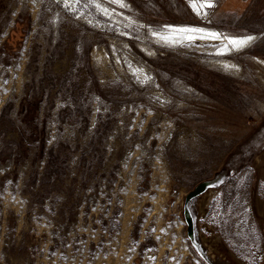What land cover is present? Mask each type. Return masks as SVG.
Listing matches in <instances>:
<instances>
[{"label": "rangeland", "instance_id": "374dc122", "mask_svg": "<svg viewBox=\"0 0 264 264\" xmlns=\"http://www.w3.org/2000/svg\"><path fill=\"white\" fill-rule=\"evenodd\" d=\"M59 39L72 96L42 70ZM99 239L132 264H264V0H0V264H96Z\"/></svg>", "mask_w": 264, "mask_h": 264}, {"label": "trees", "instance_id": "16d2710c", "mask_svg": "<svg viewBox=\"0 0 264 264\" xmlns=\"http://www.w3.org/2000/svg\"><path fill=\"white\" fill-rule=\"evenodd\" d=\"M60 40L61 39H59L57 43L52 44L50 48L49 47L46 48V53L44 55V60L42 63V70L45 76L47 75L50 76L49 77L50 82L48 84L50 87H56L58 90L65 89V91L68 92V95L72 96L71 92H73L79 86V83H78L79 77L77 75L79 71L77 70V68L71 67L65 73V75L60 77V80L58 83L55 82L56 75L48 74V67L50 68L54 58L56 57L55 55L58 54L55 52L61 49L60 44H59L61 42ZM83 67L87 73L91 74V71H90L91 69L87 63H85V66ZM202 72L206 75L208 74L207 75L209 77L208 82L204 81L203 77H205V75H202L203 74ZM90 77L92 79L93 75L91 74ZM221 77L222 76L218 73H212L208 71L206 72L198 71V70H195L192 66V81L197 83V87L206 94H211V95H216V96L220 94V97L222 98L223 102L227 104V109H228L227 113H229V115L231 114L236 115L238 118L242 119L243 112L240 111L239 109L241 105L237 106L230 98L224 95L223 91L228 88V85L226 84V82H224L225 79L222 80ZM94 84L96 86V89L98 90L99 87L95 79H94ZM233 90L237 91L238 87L234 88ZM83 95L87 96V93ZM73 102H74L73 113L82 115V117L85 118V114H87V112H85L86 106H83L84 100L79 101V99L74 98ZM49 156H58V154L54 153L53 150H50Z\"/></svg>", "mask_w": 264, "mask_h": 264}, {"label": "crops", "instance_id": "0c3cea01", "mask_svg": "<svg viewBox=\"0 0 264 264\" xmlns=\"http://www.w3.org/2000/svg\"><path fill=\"white\" fill-rule=\"evenodd\" d=\"M101 232V231H100ZM116 248L113 250L111 249H104L102 248L103 245H111L112 243L108 244L107 242H102V240L99 239L98 242H90V251L86 252V257L93 256L95 258L96 264H112V262L118 258H122L117 264H132L133 259L132 256L127 252V250L124 248L125 243L122 241V239H114ZM58 246V248L63 249L65 245L63 246L62 243L59 244H53L49 246V249H55ZM115 253V254H114ZM127 255L129 256L127 261ZM136 261V259H135ZM85 260L81 261V264L85 263Z\"/></svg>", "mask_w": 264, "mask_h": 264}, {"label": "snow or ice", "instance_id": "6c2138e0", "mask_svg": "<svg viewBox=\"0 0 264 264\" xmlns=\"http://www.w3.org/2000/svg\"><path fill=\"white\" fill-rule=\"evenodd\" d=\"M65 3L67 5V0H65ZM123 6V5H122ZM193 9L197 12V14H200V9L203 8L205 5L201 4L199 7H197L195 4L192 5ZM208 7H211V3L207 4ZM171 29L172 32H180V33H189V32H203V29H193V28H172V26H167ZM153 35L158 36L160 39L164 40L165 42L172 41V36L171 35H160L159 33H153ZM210 36L213 38H217L216 33H209ZM187 39L191 40L193 37L191 35L187 36ZM253 40V37L249 36L245 39H231L229 40V43L233 45L235 48H241L244 47L246 44H248L250 41ZM173 42H178V41H173ZM224 50H227L225 48Z\"/></svg>", "mask_w": 264, "mask_h": 264}, {"label": "bare ground", "instance_id": "6f19581e", "mask_svg": "<svg viewBox=\"0 0 264 264\" xmlns=\"http://www.w3.org/2000/svg\"><path fill=\"white\" fill-rule=\"evenodd\" d=\"M205 2H206V1H205ZM208 3H209V2H207V4H208ZM207 4H205V5L207 6ZM213 32H214V31H213ZM181 34H182V33H181ZM192 35H195V33L192 34ZM197 35H198V34H197ZM199 35H200V34H199ZM199 35H198V36H199ZM208 35H209V34H208ZM247 36H248V35H247ZM247 36H246V34H245V36L234 37V38H231V39H237V40H238V39H245V38H247ZM173 37H174V36H173ZM182 37H183V36H182ZM186 37H187V36H186ZM192 37H193V36H192ZM231 37H232V36H231ZM203 38H204V37H203ZM210 38H211V37H209V39H210ZM218 38H219V37H218ZM221 38H222V37H221ZM182 39H183V38H182ZM199 39H200V38H199ZM207 39H208V38H207ZM211 39H212V38H211ZM231 39H230V40H231ZM201 40H202V39H201ZM223 40H224V39H223ZM223 40H222V41H223ZM227 43H228V42H227ZM222 44H223V43H222ZM228 50H229V49H228ZM227 60H229V59H227Z\"/></svg>", "mask_w": 264, "mask_h": 264}, {"label": "water", "instance_id": "95a60500", "mask_svg": "<svg viewBox=\"0 0 264 264\" xmlns=\"http://www.w3.org/2000/svg\"><path fill=\"white\" fill-rule=\"evenodd\" d=\"M202 188H203V185H202V184L198 185V186L193 190V192H191V194H189V197L192 196V195H194V194H196L197 192H199Z\"/></svg>", "mask_w": 264, "mask_h": 264}]
</instances>
